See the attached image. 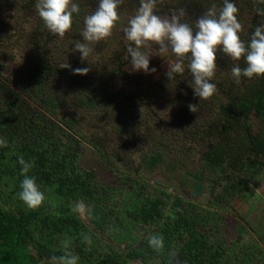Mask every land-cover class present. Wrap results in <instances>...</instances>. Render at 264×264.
<instances>
[{
	"label": "rangeland",
	"instance_id": "374dc122",
	"mask_svg": "<svg viewBox=\"0 0 264 264\" xmlns=\"http://www.w3.org/2000/svg\"><path fill=\"white\" fill-rule=\"evenodd\" d=\"M74 2L80 5L81 11L73 14L72 29L61 39L44 26L36 11L38 0H0V79L15 86L25 74L39 66V57L46 56L58 73L66 69L76 79L88 81L93 93L52 71L54 76L49 77L47 84L36 88L28 102L85 139L81 141L80 157L84 166L94 167L97 182L113 186L114 181L122 178L118 172L126 171L132 179L139 178L153 187L157 191L153 195L165 191L206 211L203 212L208 216L205 224L210 230L216 229V239L240 237L242 246L256 245L261 249L258 255L264 258V188L257 195L249 187L264 185V157L247 155L249 160L262 163V169L248 181L242 196L230 202L225 200L222 190L229 183L227 176L233 173L232 169L225 165L222 170L204 168L203 180L195 195L198 186L186 176L198 173L204 152L220 143L219 132L224 127L220 117L224 108L229 99L242 94L255 77H242L236 82L230 71L236 62L220 53L212 81L217 85V93L207 101H200L189 86L192 77L187 67L182 76L168 80L166 60L174 59L172 56L166 60L151 57L150 69L156 68V73L134 71L131 57L125 59L127 42L123 29L140 0H123L120 7L123 22L110 38L93 45L95 52L88 61H82L74 45L78 40L83 42L84 18L98 8L99 0ZM231 2L240 10L238 18L243 25L240 35L247 43L255 27L264 24V16L255 11L256 8L264 10V3ZM213 4L219 10L223 0H163L157 11L170 14L183 9L186 13L183 22L194 25ZM67 63L70 69L60 68ZM239 65L245 67V61L242 59ZM77 67H90V71L86 76L75 75L71 69ZM189 104L199 105L196 113L189 110ZM252 120L255 133L264 136V117ZM82 221L93 229L89 220ZM95 232L102 243L116 250L137 245L145 238L133 231L135 239H130L128 227L114 237ZM258 255L248 264H264Z\"/></svg>",
	"mask_w": 264,
	"mask_h": 264
},
{
	"label": "trees",
	"instance_id": "16d2710c",
	"mask_svg": "<svg viewBox=\"0 0 264 264\" xmlns=\"http://www.w3.org/2000/svg\"><path fill=\"white\" fill-rule=\"evenodd\" d=\"M52 71L93 93L88 81L76 79L66 69L58 70L60 73L53 70L46 56L39 57V66L15 86L0 79V138L8 142L6 148L0 147V264H49L52 255L62 254L61 241L65 239L72 241L79 264H248L261 255L256 245L242 246L240 237L216 239V229L205 224L206 211L165 191L153 195L157 192L153 187L132 179L126 171L118 172L122 178L113 186L97 182L94 167L84 166L80 157L85 139L28 102L36 88L54 76ZM263 117L264 77H255L224 108L220 143L204 152L198 173L186 176L199 186L204 168L222 170L225 165L233 170L222 190L225 200L242 196L248 181L263 166L247 158L264 157V136L255 133L252 120ZM21 155L33 165L29 175L36 178L46 197L36 210L18 197L23 180ZM81 200L93 209L88 220L95 231L114 237L128 227L130 239H135L131 234L135 231L145 235L144 240L123 250L102 243L72 212ZM83 234L91 236V245L83 243ZM150 234L164 237L161 253L149 247ZM258 258L264 262L263 257Z\"/></svg>",
	"mask_w": 264,
	"mask_h": 264
},
{
	"label": "clouds",
	"instance_id": "9594fccd",
	"mask_svg": "<svg viewBox=\"0 0 264 264\" xmlns=\"http://www.w3.org/2000/svg\"><path fill=\"white\" fill-rule=\"evenodd\" d=\"M122 3L123 0H99L98 8L85 16L83 42L78 40L74 45V50L81 54L82 61H88L95 52L93 45L110 38L117 25L123 22L120 13ZM254 3H264V0H254ZM160 4H163V0H140L139 7L128 18L123 29L127 42L125 59L131 57L134 71L156 73V68L150 69L151 57L165 59L172 56V60L165 59L168 80L173 81L177 75L182 76L187 67L192 77L189 86L200 101H207L217 93V85L212 81L216 75L220 53L236 62L230 69L236 82L242 77H264V24L255 27L250 41L246 43L240 35L243 31V25L238 18L240 10L231 0H223V6L219 10L213 4L194 25L183 22L186 15L183 9L170 14H158L157 8ZM36 11L47 31L63 39L72 29L73 14H79L81 9L74 0H38ZM255 11L257 15L264 16V10L256 8ZM242 59L246 64L243 68L239 65ZM60 68L70 69L71 65L62 64ZM71 70L75 75L86 76L90 67ZM188 107L191 112L196 113L199 105L189 104ZM7 146V140L0 138V147ZM19 164L23 180L18 197L29 209H39L44 205L46 197L36 178L29 175L33 165L22 155L19 157ZM249 187L259 195L264 185L260 188L253 185ZM72 212L78 214L82 220L93 217L92 207L83 200L74 204ZM83 243L91 245V236L83 234ZM147 243L156 253L165 249V240L160 234L148 235ZM61 249L62 254L52 255L49 264H79L80 257L72 250L70 239L61 241Z\"/></svg>",
	"mask_w": 264,
	"mask_h": 264
},
{
	"label": "water",
	"instance_id": "95a60500",
	"mask_svg": "<svg viewBox=\"0 0 264 264\" xmlns=\"http://www.w3.org/2000/svg\"><path fill=\"white\" fill-rule=\"evenodd\" d=\"M200 186L196 187L195 191H194V195L199 191Z\"/></svg>",
	"mask_w": 264,
	"mask_h": 264
}]
</instances>
